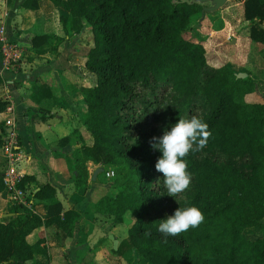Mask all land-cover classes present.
<instances>
[{
    "label": "trees",
    "instance_id": "16d2710c",
    "mask_svg": "<svg viewBox=\"0 0 264 264\" xmlns=\"http://www.w3.org/2000/svg\"><path fill=\"white\" fill-rule=\"evenodd\" d=\"M38 1L22 0L21 6L36 8ZM52 1L62 26L59 6L68 10L75 28L83 21L92 32L85 67L93 82L80 86L82 120L92 142L71 150L72 176L74 188L84 193L89 163L103 166V175L113 171L116 193L98 198L95 208L114 223L127 212L133 215L116 251L134 248L150 264H264V102L245 99L257 89L249 74L237 76L228 61L210 63L203 39L185 36L202 5L184 0ZM243 3L249 36L264 42V0ZM60 41L54 33H41L32 37V46L43 50L46 43L56 50ZM2 84L0 74V94ZM7 104L1 95L0 112ZM193 115L209 125L212 135L206 147L184 158L192 180L175 198L163 187V174L155 167L162 152L151 141L181 117ZM4 120L0 146L8 133ZM59 140L67 142L68 136ZM34 180L33 174H24L16 187L24 189ZM26 201L13 205V216L0 217V263L44 264L33 259L45 252L42 239H26L37 226L54 223L72 234L77 216L61 213L53 184H40ZM38 203L45 207L43 214L35 211ZM185 205L198 206L203 223L165 237L158 231L161 220ZM249 227L261 234L251 238Z\"/></svg>",
    "mask_w": 264,
    "mask_h": 264
},
{
    "label": "crops",
    "instance_id": "0c3cea01",
    "mask_svg": "<svg viewBox=\"0 0 264 264\" xmlns=\"http://www.w3.org/2000/svg\"><path fill=\"white\" fill-rule=\"evenodd\" d=\"M243 2L228 0L224 7L210 12L212 17L207 27L197 31L205 41L211 40L214 34L222 38L210 63L219 65L228 61L235 70L249 74L256 81L257 89L246 93L245 99L264 102V42L249 36L250 21L244 16ZM21 3L22 0H0V21L5 25L13 55L11 66L4 68L0 46L3 77L0 95L13 106L10 112L7 109L0 112V121L13 118L9 127L18 143L17 158L13 162L7 160L3 145L0 146V176L4 182L5 177L17 179L33 174L35 180L24 189L19 188L18 195L4 182L0 190V217L16 214L17 211L12 210L14 204H28L26 198L34 189L50 182L62 205L61 213L72 211L77 220L70 235L54 223L42 224L28 233L29 242L41 238V246L45 248L44 253L34 254V260L44 264H125L128 261L150 264L141 260L134 248L116 251L128 234L133 220L130 212L121 222L114 223L112 216L96 211L98 198L116 193L112 180L100 179L98 173L93 180L89 177V187L84 193L74 188L71 150L79 147L82 141L92 142L91 133L82 120L85 103L80 90L81 85L93 82V74L85 67V52L93 42L89 25L82 21L83 26L75 28L77 24L68 10L59 6L65 19L62 26L52 0H39L36 8L22 7ZM260 23L264 27V19ZM41 33L61 37L56 50L46 43L40 46L43 50L32 46V37ZM66 135L67 142L59 140ZM7 136L8 133L5 140ZM97 166L89 163L90 176ZM35 211L43 214V203H38ZM128 217L125 230L120 223ZM246 230L251 232V238L260 235L255 227Z\"/></svg>",
    "mask_w": 264,
    "mask_h": 264
},
{
    "label": "clouds",
    "instance_id": "9594fccd",
    "mask_svg": "<svg viewBox=\"0 0 264 264\" xmlns=\"http://www.w3.org/2000/svg\"><path fill=\"white\" fill-rule=\"evenodd\" d=\"M211 135L209 125L193 115L190 119L181 117L170 130L165 129L161 136L152 138V147L162 152L155 167L163 174V187L168 195L176 198L190 187L192 177L184 158L190 152L206 147ZM203 221L204 214L198 206H180L174 214L161 220L158 231L165 237L180 236L191 228L199 227Z\"/></svg>",
    "mask_w": 264,
    "mask_h": 264
},
{
    "label": "built area",
    "instance_id": "2783aa9c",
    "mask_svg": "<svg viewBox=\"0 0 264 264\" xmlns=\"http://www.w3.org/2000/svg\"><path fill=\"white\" fill-rule=\"evenodd\" d=\"M5 25L2 21H0V46H1V51H2V63L4 65V68H9L11 66V60L13 59V55L11 52V45L8 42L6 35H5ZM9 112L13 110V106L10 104H7L6 108ZM4 124L9 127L12 126L13 124V118L8 117L5 118ZM17 138L15 133L13 132L12 129L8 131V136L7 139L5 140L3 144L4 151L7 154V160L10 162H13L17 158ZM108 177H111L113 175V171L109 170L106 171L105 173ZM19 177H17L18 179ZM17 179H9V178H4L5 184L9 186L10 189L14 190L15 193L18 195L20 194L21 190L16 187V181Z\"/></svg>",
    "mask_w": 264,
    "mask_h": 264
},
{
    "label": "rangeland",
    "instance_id": "374dc122",
    "mask_svg": "<svg viewBox=\"0 0 264 264\" xmlns=\"http://www.w3.org/2000/svg\"><path fill=\"white\" fill-rule=\"evenodd\" d=\"M219 11V10H218ZM199 17H200V15L199 16H195L194 18H193V20H192V23H191V25L188 27V30L185 32V36L186 37H188V38H192V39H198V38H200L201 37V34H199L198 33V29H204L203 27H207V25L209 24V18L210 17H212V14L210 13V12H206L205 13V17H206V19L204 18L202 21H200L199 22ZM199 30V31H200ZM207 36H208V34H207ZM206 36V37H207ZM209 36H210V34H209ZM210 38H212L211 40H208V41H205V40H203V42H204V47H206L205 48V51H206V54H207V57L209 58V59H211L212 57H214L213 56V54L212 53H214L215 52V48L217 49L218 48V46L220 45V43H221V37L220 36H218V35H216V34H214L213 36H210ZM226 44H227V40H225L224 41ZM220 47V46H219ZM99 178L100 179H103V178H106L107 180H112L110 177H108L107 175H103L102 174V171L101 172H99ZM113 182V181H112ZM111 182V183H112ZM127 215H130V214H127ZM129 218V217H128ZM129 220H130V218L129 219H126V221H124L123 223H120V225L126 230L127 229V225L128 224H126V223H129ZM260 234H261V232H259ZM247 234L248 235H252L251 234V232L249 233V231L247 232ZM121 261V260H120ZM125 263V262H124ZM125 264H130V262L128 261V262H126Z\"/></svg>",
    "mask_w": 264,
    "mask_h": 264
},
{
    "label": "water",
    "instance_id": "95a60500",
    "mask_svg": "<svg viewBox=\"0 0 264 264\" xmlns=\"http://www.w3.org/2000/svg\"><path fill=\"white\" fill-rule=\"evenodd\" d=\"M188 3H200L201 6V10H200V17H199V22L202 21L205 17V13L206 12H214L217 9L224 7L227 3L228 0H184ZM237 76H245L246 72L244 71H238ZM1 96V95H0ZM11 127H7V130L10 131ZM104 168L103 166H97L92 170L91 176L90 178L93 180L96 178L97 174L101 171H103ZM34 190H37V188H35ZM3 264V263H0Z\"/></svg>",
    "mask_w": 264,
    "mask_h": 264
}]
</instances>
